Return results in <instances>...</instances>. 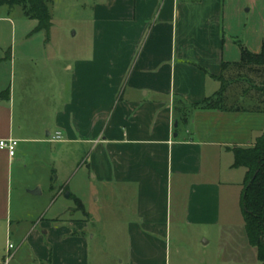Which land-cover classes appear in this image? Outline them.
<instances>
[{"label": "crops", "instance_id": "crops-1", "mask_svg": "<svg viewBox=\"0 0 264 264\" xmlns=\"http://www.w3.org/2000/svg\"><path fill=\"white\" fill-rule=\"evenodd\" d=\"M94 16V41L67 67L68 98L51 119L27 124L15 87L0 89V140H18L14 156L0 148V264L13 235L12 264H91L87 217L64 230L60 219L25 232L20 220L13 229V169L25 144L88 149L89 174L129 219V251L119 264H169L173 219L218 227L241 207L246 168L234 167L229 148L255 143L264 112L196 108L183 118L176 101L203 102L220 89L224 63L239 62L243 47L261 52L264 0H106ZM20 93L22 108L44 95ZM40 183L27 186L31 196ZM231 236L239 243L232 248L251 246L247 233Z\"/></svg>", "mask_w": 264, "mask_h": 264}, {"label": "rangeland", "instance_id": "rangeland-1", "mask_svg": "<svg viewBox=\"0 0 264 264\" xmlns=\"http://www.w3.org/2000/svg\"><path fill=\"white\" fill-rule=\"evenodd\" d=\"M105 1L53 0L49 33L35 32L38 20L27 17L22 6H0V89L15 87L19 116L20 110L29 111L27 124L36 123L41 116L51 119L63 107L68 98L67 67L86 56L84 51L94 41L95 6ZM224 75L226 105H236L241 97H250L247 103L264 101V67H234L226 69ZM31 88L42 89L44 95L38 96V101L34 97L26 99L28 107L22 108L20 92ZM24 148L23 159L13 169V229L20 220L25 232L33 222L60 219L64 230L73 228L71 220L87 217L84 220L88 224L91 264H119L124 260L129 251V219L118 208L116 197L108 198L106 187L98 185L89 174L85 164L88 149L75 143L25 144ZM35 181H41L43 188L31 196L27 186L32 187ZM60 188L66 191L61 193ZM66 192L73 195L67 197ZM243 217L239 207L231 224L227 219L218 227L173 219L169 264H263L257 260L254 246L243 253L232 248L239 243L232 240L231 234L246 236ZM9 239L16 242L14 235Z\"/></svg>", "mask_w": 264, "mask_h": 264}, {"label": "trees", "instance_id": "trees-1", "mask_svg": "<svg viewBox=\"0 0 264 264\" xmlns=\"http://www.w3.org/2000/svg\"><path fill=\"white\" fill-rule=\"evenodd\" d=\"M53 0H0V6H22L29 18L38 20L35 32L49 33L52 27L50 4ZM264 67V44L261 52L254 53L243 47L242 58L236 63H224L223 72L218 76L220 89L207 97L201 103L189 104L182 98H177L176 109L183 118H188L193 109L223 110V111H260L264 112V101L246 102L241 97L236 105H226L227 83L224 75L226 69L240 67ZM6 92L4 95L6 96ZM253 98L251 97V101ZM234 153V167H245L246 174L241 194V210L244 216L245 229L249 243L257 249V258L264 264V132L255 143L248 147L234 146L229 148Z\"/></svg>", "mask_w": 264, "mask_h": 264}, {"label": "built area", "instance_id": "built-area-1", "mask_svg": "<svg viewBox=\"0 0 264 264\" xmlns=\"http://www.w3.org/2000/svg\"><path fill=\"white\" fill-rule=\"evenodd\" d=\"M61 138L62 135L60 132H57L56 135L54 136V139L56 140H60ZM17 144H18V140L14 138L0 140V148L8 150L11 156L15 155ZM13 248H14V244L9 240L7 244V254L5 255L2 264H12V260L14 257V254L12 252Z\"/></svg>", "mask_w": 264, "mask_h": 264}, {"label": "water", "instance_id": "water-1", "mask_svg": "<svg viewBox=\"0 0 264 264\" xmlns=\"http://www.w3.org/2000/svg\"><path fill=\"white\" fill-rule=\"evenodd\" d=\"M30 192L32 194H39L41 192V188L37 187L35 190H31ZM66 196L69 197L70 196V192H66Z\"/></svg>", "mask_w": 264, "mask_h": 264}]
</instances>
